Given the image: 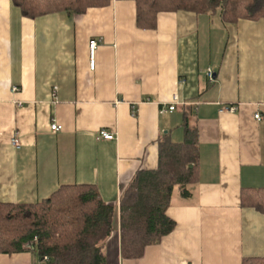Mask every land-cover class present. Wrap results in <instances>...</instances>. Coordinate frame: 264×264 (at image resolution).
I'll return each instance as SVG.
<instances>
[{
  "label": "crops",
  "instance_id": "1",
  "mask_svg": "<svg viewBox=\"0 0 264 264\" xmlns=\"http://www.w3.org/2000/svg\"><path fill=\"white\" fill-rule=\"evenodd\" d=\"M184 107L195 119L197 180L187 198H170L174 228L135 259L119 256L114 228L101 246L104 264L264 260V216L240 200L243 189L264 188V16L223 22L179 10L140 29L132 0L33 19L0 0V202L92 184L117 206L132 175L156 166L158 140L184 139ZM39 263L32 246L0 252V264Z\"/></svg>",
  "mask_w": 264,
  "mask_h": 264
},
{
  "label": "trees",
  "instance_id": "2",
  "mask_svg": "<svg viewBox=\"0 0 264 264\" xmlns=\"http://www.w3.org/2000/svg\"><path fill=\"white\" fill-rule=\"evenodd\" d=\"M20 14L35 18L66 11L81 14L108 0H7ZM135 25L153 29L159 13L188 11L217 13L223 22L264 16V0H132ZM184 139L171 142L163 135L157 144L156 166L136 171L121 189L117 206L104 203L92 184H62L46 198L30 203L0 202V252L24 251L29 245L39 264H104L101 246L114 228L123 259L139 258L147 245L157 243L174 228L166 215L174 187L187 198L197 180L195 119L191 108L181 109ZM241 204L264 216V188L243 189ZM46 257V260L42 258ZM241 264H264L242 260Z\"/></svg>",
  "mask_w": 264,
  "mask_h": 264
},
{
  "label": "built area",
  "instance_id": "3",
  "mask_svg": "<svg viewBox=\"0 0 264 264\" xmlns=\"http://www.w3.org/2000/svg\"><path fill=\"white\" fill-rule=\"evenodd\" d=\"M99 41H100V39H96V38L88 40L89 67H92V54H93V51L96 48ZM204 76L208 82L212 81L214 79V72H213L212 68H210V67L206 68L204 70ZM12 90H16V88L13 87ZM173 99L175 100V97ZM132 109L133 108L131 107V112H133ZM173 109H174V105H173V103H170L166 106H161L159 108V111L160 112H169ZM233 109H234L233 106H223L221 108V110H233ZM253 118L259 119V113L258 112L254 113ZM59 129H60V126L58 124H56L55 122H51V124H49V130L57 131ZM96 137L100 138V139H104V140H109L112 138V134L110 132L105 131V130H98ZM10 143L12 146H17V141L15 138V135L10 139ZM42 259L46 260V257H43Z\"/></svg>",
  "mask_w": 264,
  "mask_h": 264
},
{
  "label": "rangeland",
  "instance_id": "4",
  "mask_svg": "<svg viewBox=\"0 0 264 264\" xmlns=\"http://www.w3.org/2000/svg\"><path fill=\"white\" fill-rule=\"evenodd\" d=\"M178 198V192H177V189H176V187H174V189H173V191H172V194H171V198L173 199V198Z\"/></svg>",
  "mask_w": 264,
  "mask_h": 264
},
{
  "label": "water",
  "instance_id": "5",
  "mask_svg": "<svg viewBox=\"0 0 264 264\" xmlns=\"http://www.w3.org/2000/svg\"><path fill=\"white\" fill-rule=\"evenodd\" d=\"M29 246H31V245H29Z\"/></svg>",
  "mask_w": 264,
  "mask_h": 264
}]
</instances>
